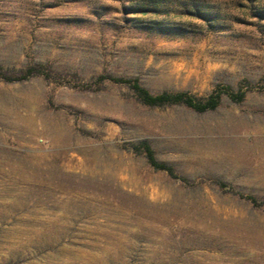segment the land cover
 Wrapping results in <instances>:
<instances>
[{"label":"rangeland","instance_id":"obj_1","mask_svg":"<svg viewBox=\"0 0 264 264\" xmlns=\"http://www.w3.org/2000/svg\"><path fill=\"white\" fill-rule=\"evenodd\" d=\"M0 264H264V0H0Z\"/></svg>","mask_w":264,"mask_h":264},{"label":"trees","instance_id":"obj_2","mask_svg":"<svg viewBox=\"0 0 264 264\" xmlns=\"http://www.w3.org/2000/svg\"><path fill=\"white\" fill-rule=\"evenodd\" d=\"M120 81H124L129 83L131 87L138 92L142 100L149 105L159 106L165 104H172V103H186L187 105L196 108L197 110L204 111L206 109L215 108L219 103L221 91L217 94L211 95L205 103L196 102L191 96L184 92L179 93H168L164 92L161 94H152L145 88H143L137 81L133 80H126L120 79ZM234 97L237 99H241L243 94H234ZM142 147L144 148L149 163L156 169H163L166 170L171 176H175L174 169L167 164L160 163L156 160L154 152L152 148L147 143H142ZM246 199L250 200L255 205H259L260 201L251 195H245Z\"/></svg>","mask_w":264,"mask_h":264}]
</instances>
